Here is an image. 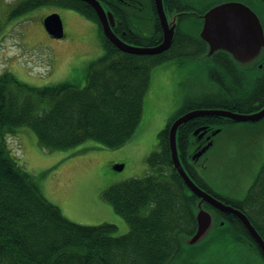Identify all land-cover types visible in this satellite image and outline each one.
Returning a JSON list of instances; mask_svg holds the SVG:
<instances>
[{
  "label": "trees",
  "instance_id": "16d2710c",
  "mask_svg": "<svg viewBox=\"0 0 264 264\" xmlns=\"http://www.w3.org/2000/svg\"><path fill=\"white\" fill-rule=\"evenodd\" d=\"M148 1L154 22L151 36L137 31L135 14L129 9L113 0H101L116 17V34L129 43L146 46L157 45L163 38L155 0ZM248 1L252 8L264 12V0ZM164 4L168 13H179V20L172 46L159 54H134L118 48L105 36L94 7L84 0H22L13 9L14 14L43 5L73 9L98 22L105 52L90 63L84 87L69 82L36 87L21 82L11 72L0 73V264H173L182 252L180 236L196 232L200 198L173 167L169 127L180 114L195 108L244 113L263 108L264 53L246 67L223 50L211 56L209 75L219 81L220 95L190 101L169 120L159 133L160 150L153 151L147 159L149 174L112 184L103 191V197L130 225L123 235H114L117 225L113 223L84 225L68 219L43 194L32 173L17 162L8 147V136L21 126L33 129L40 145L48 150L68 149L87 140L112 148L127 143L142 118L153 67L179 55L202 56L208 50L200 35H191L181 23L189 18V14L182 12L190 7L203 18L212 5L197 8L187 0H164ZM142 6L146 9L144 1ZM261 20L264 25L262 17ZM3 26L0 13V33ZM181 37L187 39L186 45L197 44V49L179 53L175 46H179ZM231 121L199 116L182 124L178 130L181 157L203 188L243 210L264 238V162L246 197L232 200L203 183L188 161L194 150V131L199 126L215 123L223 129ZM262 121L264 118L259 122ZM204 206L215 217L210 244L214 241L231 245V241L230 250L237 254L241 264H257L255 256H261L264 264L262 250L236 216L207 202ZM146 208L147 213H143Z\"/></svg>",
  "mask_w": 264,
  "mask_h": 264
},
{
  "label": "rangeland",
  "instance_id": "374dc122",
  "mask_svg": "<svg viewBox=\"0 0 264 264\" xmlns=\"http://www.w3.org/2000/svg\"><path fill=\"white\" fill-rule=\"evenodd\" d=\"M21 1L0 0L4 24L0 33V73L11 72L21 82L36 87L61 82L84 87L90 63L105 52L98 22L57 5H43L14 14L13 9ZM143 1L146 9L136 8L138 17L134 22L137 31L149 36L154 22L149 1ZM187 1L197 8L227 1L251 5L248 0ZM53 12L63 18L65 36L62 38L51 36L43 25V18ZM260 15L264 21V12ZM169 18L173 20L174 15L169 14ZM200 24L201 17L191 13L182 28L196 36ZM211 65L213 62L207 56L179 55L154 66L140 123L133 137L120 147L87 140L68 149L48 150L40 145L33 129L21 126L8 136L10 152L32 173L43 194L68 219L84 225L113 223L117 225L114 235H123L130 230V225L103 197V191L112 184L149 174L147 159L153 151L160 150L159 133L169 120L190 101L220 95L219 81L209 75ZM263 162L264 121H235L216 133L213 145L193 165L201 181L214 192L225 199L243 200ZM118 165L123 168H116ZM147 211L146 208L143 213ZM210 239L211 234L190 244L183 235L182 252L173 264L191 261L241 264L237 254L230 250L231 241V245L214 241L210 244ZM260 257L255 256L257 264H263Z\"/></svg>",
  "mask_w": 264,
  "mask_h": 264
},
{
  "label": "water",
  "instance_id": "95a60500",
  "mask_svg": "<svg viewBox=\"0 0 264 264\" xmlns=\"http://www.w3.org/2000/svg\"><path fill=\"white\" fill-rule=\"evenodd\" d=\"M91 4L100 19L102 29L106 37L123 51L134 54H159L173 43L177 29V14L170 20L164 0H155L160 23L163 28L161 43L154 46L134 45L124 41L114 31L116 18L114 13L106 8L101 0H84ZM46 31L53 37L62 38L65 35L64 22L58 12L48 14L43 19ZM201 38L208 44L206 56H211L219 50L228 52L241 66H249L258 60L264 53V25L259 14L248 4L240 1H227L210 7L204 14V22L200 33ZM198 116H219L237 122H257L264 118V107L251 112L242 113L226 109H194L178 117L169 130L171 160L173 167L183 179L185 184L200 198L196 214L197 229L193 235H186L190 244H196L214 231V212L204 206V202L210 203L215 208L236 216L248 230L249 234L257 242L264 254V238L259 233L249 216L240 208L224 202L215 195L202 188L190 175L181 158L178 145V129L185 122ZM198 128L195 133L201 131ZM209 145L201 149L196 156H201ZM116 168H123L118 165Z\"/></svg>",
  "mask_w": 264,
  "mask_h": 264
},
{
  "label": "flooded vegetation",
  "instance_id": "af4514ba",
  "mask_svg": "<svg viewBox=\"0 0 264 264\" xmlns=\"http://www.w3.org/2000/svg\"><path fill=\"white\" fill-rule=\"evenodd\" d=\"M113 1H115L118 5L124 6L126 9H129L133 14H135V17H138V9H136V8L141 7V9H144V6H142L143 0H113ZM192 11H194V12H192ZM174 13H177V12H173V13H169V14H174ZM182 13H187V14H189V16L191 13H193L199 17V15L197 13V9H195L194 7H190L188 10H185ZM202 16H204V14ZM178 20H179V18H178ZM201 20H203V18H201ZM182 23H181V25H182ZM134 25H135V22H134ZM199 35H200V33H199ZM185 42H187V39L181 37L180 41H179V46H177V44H176L175 47L179 48V50H178L179 53L185 54L188 52H193L198 47L197 44L192 45V46L186 45ZM182 114H180V115H182ZM200 127H203V129L198 133H194V139H193V144H194L193 149L194 150L192 151V153L189 155V158H188V161L192 164V166L194 168H195V166L193 165V162L195 160L199 159L204 153L201 156H196V154L207 145H209V147H208V149H209L210 146H212L214 143V136L216 135V133L222 131V128L216 126L215 123H205V124H202L201 126H199L198 128H200ZM195 170H196V168H195Z\"/></svg>",
  "mask_w": 264,
  "mask_h": 264
}]
</instances>
